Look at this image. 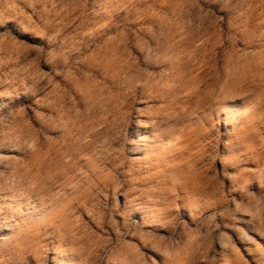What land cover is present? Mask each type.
Returning a JSON list of instances; mask_svg holds the SVG:
<instances>
[{
    "label": "rangeland",
    "instance_id": "rangeland-1",
    "mask_svg": "<svg viewBox=\"0 0 264 264\" xmlns=\"http://www.w3.org/2000/svg\"><path fill=\"white\" fill-rule=\"evenodd\" d=\"M133 256L264 264V0H0V264Z\"/></svg>",
    "mask_w": 264,
    "mask_h": 264
},
{
    "label": "crops",
    "instance_id": "crops-1",
    "mask_svg": "<svg viewBox=\"0 0 264 264\" xmlns=\"http://www.w3.org/2000/svg\"><path fill=\"white\" fill-rule=\"evenodd\" d=\"M178 236L180 238H182L184 240V234H182L181 232L178 233ZM144 238L146 239H151L153 242L157 243V244H161L162 241H163V237L159 236V235H151V236H144ZM66 264H70V263H66ZM129 264H138L136 261H135V257L133 256V259H132V263H129Z\"/></svg>",
    "mask_w": 264,
    "mask_h": 264
},
{
    "label": "snow or ice",
    "instance_id": "snow-or-ice-1",
    "mask_svg": "<svg viewBox=\"0 0 264 264\" xmlns=\"http://www.w3.org/2000/svg\"><path fill=\"white\" fill-rule=\"evenodd\" d=\"M151 251V249H149Z\"/></svg>",
    "mask_w": 264,
    "mask_h": 264
}]
</instances>
